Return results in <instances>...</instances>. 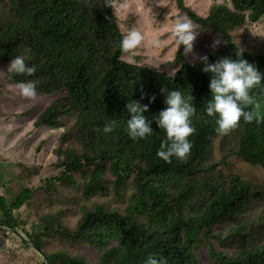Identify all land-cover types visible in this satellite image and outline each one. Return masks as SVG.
<instances>
[{
	"label": "trees",
	"instance_id": "1",
	"mask_svg": "<svg viewBox=\"0 0 264 264\" xmlns=\"http://www.w3.org/2000/svg\"><path fill=\"white\" fill-rule=\"evenodd\" d=\"M171 2L170 25L185 15L197 26L191 52L177 50L172 38L169 55L131 62L119 47L130 25L123 23L114 0H0V162L18 167L20 174L21 165L28 164L23 154L44 131L65 128L53 148L61 172L50 178L85 198L102 190L122 203L112 206L102 195L103 201L82 207L67 228L50 214L13 217L31 197L27 186L12 202L1 193L0 221L20 227L43 251L46 264H143L149 254L167 264H198L199 248H205L204 264H264V79L251 90L254 104L248 109L259 105L261 122L241 119L221 133L217 117L204 110L211 99V74L202 71L201 60L205 55L207 63L236 59L243 49L242 58L264 74V50L251 52L232 37L235 28L263 17L264 0H215L203 12L185 0ZM215 39L221 41L217 46ZM16 56L37 71L32 76L8 72ZM27 80L37 81L33 98L21 96L16 87ZM161 87L189 93L196 108L190 153L170 162L156 156L166 135L154 122L151 136L133 140L127 134L125 103L148 105L143 115L151 120L165 107ZM109 122L113 130L104 133ZM237 158L258 167L263 178L226 173ZM104 172L115 177H103ZM85 175L80 187L77 177ZM56 240L76 250L85 242L101 254L90 262L65 248L54 250ZM24 252L28 260L20 264H42L31 248Z\"/></svg>",
	"mask_w": 264,
	"mask_h": 264
},
{
	"label": "rangeland",
	"instance_id": "2",
	"mask_svg": "<svg viewBox=\"0 0 264 264\" xmlns=\"http://www.w3.org/2000/svg\"><path fill=\"white\" fill-rule=\"evenodd\" d=\"M199 11H205L215 0H185ZM114 4L123 23L129 24L130 28H137L142 31L144 41L142 45L135 50L134 61H151L158 56H167L172 51L170 41L173 38L170 34L169 16L173 13L171 0H114ZM232 37L235 42L247 50L257 53L264 50V15L258 21L246 23L243 26L232 30ZM158 39L159 45L153 46V40ZM182 49V48H181ZM200 48H198V51ZM65 128H52L44 131L42 139L36 140L33 148L23 154V160L28 163L21 165V173L18 167L12 164L0 162V194L4 196L7 202H12L18 193L27 186L31 191L30 199L18 211H13V217L21 216L25 220L38 219L43 214L52 215L54 220L61 219L63 225L67 228L72 227L75 214L81 211L82 207L90 208L96 200H102V195L113 206L121 207V198L105 196L102 190H98L87 198L83 196L82 191L61 185L57 180H52L50 175H59L61 169L55 167L56 156L53 152L56 137L62 134ZM41 153V160L39 157ZM214 160H220V154L214 152ZM38 161L36 163L33 160ZM34 163V164H33ZM33 168L32 172H25L24 168ZM225 172L239 173L240 175L251 179H262V173L258 167H251L244 164L240 158L225 167ZM115 177L113 174L103 173V177ZM80 187L88 179L85 175L83 179L78 176ZM54 188V189H53ZM103 201V200H102ZM70 207V210L68 209ZM125 209V208H124ZM124 209L120 212H123ZM0 210V219L2 218ZM0 223H9L4 220ZM18 231L26 237L28 235L20 228ZM29 238V237H28ZM19 236L12 231L0 226V264H20V259L28 260V255L24 251L31 248L41 259L42 264L45 257L43 251L39 248V254L32 246L27 243L29 248L24 246ZM54 250L65 248L76 254L83 255L88 261L93 262L100 256V251L95 247H87L83 242L78 250L70 246L66 241L56 240L53 245ZM6 249V251H4ZM205 248L197 250V263L204 264L206 261Z\"/></svg>",
	"mask_w": 264,
	"mask_h": 264
},
{
	"label": "clouds",
	"instance_id": "3",
	"mask_svg": "<svg viewBox=\"0 0 264 264\" xmlns=\"http://www.w3.org/2000/svg\"><path fill=\"white\" fill-rule=\"evenodd\" d=\"M198 32L197 26L185 15H178L170 25V34L177 50L182 47L185 54L191 52ZM143 41L142 31L130 28L122 36L119 47L123 53L128 54L129 60L134 62L133 54ZM152 43L153 46H158L159 40L155 39ZM220 43L219 39H215L212 44L217 46ZM235 55L236 59L223 58L213 63H207L206 55L201 57V60L205 62L202 71L211 74L209 82L211 99L206 102L204 110L208 116L217 117V131L221 133H227L235 128L241 119L246 123L261 122L259 105H255V110L248 109L254 104L251 90L260 87L264 74L260 73L253 63L242 58L243 49L236 51ZM7 71L32 76L37 68L26 64L23 57L16 56L9 61ZM36 84L37 81L34 80L19 81L16 87L21 96L33 98L36 95ZM160 91L166 92L163 100L165 107L151 120L143 115L148 111V105L133 99L125 103L124 108L128 114L127 134L133 140L151 136L154 132L151 124L154 122L166 135V139L160 143L156 156L165 162H170L172 157L186 158L192 148L188 137L195 131L191 120L196 111L192 104L193 97L189 93L183 94L179 89L168 90L161 87ZM143 98L142 93L140 99ZM148 99L151 103L155 96H150ZM113 124L114 122L106 123L102 131L110 133L113 130ZM143 264H167V260L162 256L149 254Z\"/></svg>",
	"mask_w": 264,
	"mask_h": 264
},
{
	"label": "water",
	"instance_id": "4",
	"mask_svg": "<svg viewBox=\"0 0 264 264\" xmlns=\"http://www.w3.org/2000/svg\"><path fill=\"white\" fill-rule=\"evenodd\" d=\"M0 226H1V227H2V226H5L6 229L12 231L14 234H16L17 236H19L21 239L26 240L27 243L32 244L33 248H34L39 254H41L39 248L36 247V246L34 245V243L32 242L31 238L26 237L23 233H21L20 231H18V230L15 229V228H10V227H9L7 224H5V223H0ZM41 255H42V254H41ZM43 258H44V260H43V264H46V262H45V257H43Z\"/></svg>",
	"mask_w": 264,
	"mask_h": 264
},
{
	"label": "built area",
	"instance_id": "5",
	"mask_svg": "<svg viewBox=\"0 0 264 264\" xmlns=\"http://www.w3.org/2000/svg\"><path fill=\"white\" fill-rule=\"evenodd\" d=\"M4 251H6V249H4Z\"/></svg>",
	"mask_w": 264,
	"mask_h": 264
},
{
	"label": "crops",
	"instance_id": "6",
	"mask_svg": "<svg viewBox=\"0 0 264 264\" xmlns=\"http://www.w3.org/2000/svg\"><path fill=\"white\" fill-rule=\"evenodd\" d=\"M6 252H8V251H6Z\"/></svg>",
	"mask_w": 264,
	"mask_h": 264
}]
</instances>
